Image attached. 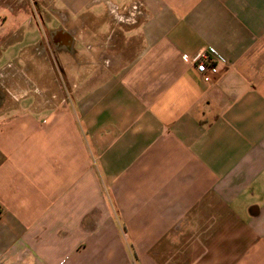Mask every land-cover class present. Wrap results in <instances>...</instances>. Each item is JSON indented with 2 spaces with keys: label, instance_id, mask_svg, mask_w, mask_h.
<instances>
[{
  "label": "crops",
  "instance_id": "obj_1",
  "mask_svg": "<svg viewBox=\"0 0 264 264\" xmlns=\"http://www.w3.org/2000/svg\"><path fill=\"white\" fill-rule=\"evenodd\" d=\"M0 39V264H264V0H0Z\"/></svg>",
  "mask_w": 264,
  "mask_h": 264
},
{
  "label": "built area",
  "instance_id": "obj_2",
  "mask_svg": "<svg viewBox=\"0 0 264 264\" xmlns=\"http://www.w3.org/2000/svg\"><path fill=\"white\" fill-rule=\"evenodd\" d=\"M188 61L193 65L196 73L204 83L211 81V79L219 73L217 62L206 53L204 48L191 55Z\"/></svg>",
  "mask_w": 264,
  "mask_h": 264
},
{
  "label": "flooded vegetation",
  "instance_id": "obj_3",
  "mask_svg": "<svg viewBox=\"0 0 264 264\" xmlns=\"http://www.w3.org/2000/svg\"><path fill=\"white\" fill-rule=\"evenodd\" d=\"M36 4V3H34ZM33 8H34V5H33ZM38 13L41 14V12H39V10L37 11ZM43 14V13H42ZM44 43V40L41 41V44ZM2 49H3V41L0 39V57H1V53H2ZM4 74V70L3 68H0V108L1 106L3 105L4 103V99H5V90H4V81H3V75Z\"/></svg>",
  "mask_w": 264,
  "mask_h": 264
},
{
  "label": "rangeland",
  "instance_id": "obj_4",
  "mask_svg": "<svg viewBox=\"0 0 264 264\" xmlns=\"http://www.w3.org/2000/svg\"><path fill=\"white\" fill-rule=\"evenodd\" d=\"M3 62V59H1V62L0 63H2Z\"/></svg>",
  "mask_w": 264,
  "mask_h": 264
}]
</instances>
